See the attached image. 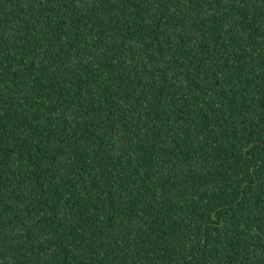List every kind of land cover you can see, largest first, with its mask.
<instances>
[{
  "label": "trees",
  "instance_id": "16d2710c",
  "mask_svg": "<svg viewBox=\"0 0 264 264\" xmlns=\"http://www.w3.org/2000/svg\"><path fill=\"white\" fill-rule=\"evenodd\" d=\"M0 264H264V0H0Z\"/></svg>",
  "mask_w": 264,
  "mask_h": 264
}]
</instances>
